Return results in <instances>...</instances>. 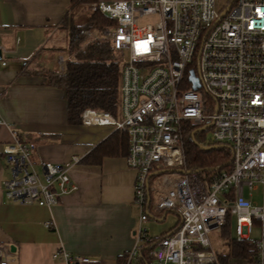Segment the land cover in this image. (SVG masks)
<instances>
[{
    "label": "built area",
    "instance_id": "built-area-1",
    "mask_svg": "<svg viewBox=\"0 0 264 264\" xmlns=\"http://www.w3.org/2000/svg\"><path fill=\"white\" fill-rule=\"evenodd\" d=\"M90 11L110 20L100 33L83 34L91 42H109L118 56L121 119L86 110L83 123L126 132L127 163L136 171L140 226L122 264H135L144 246L151 247L149 264H217L209 234L231 228V217L234 238L255 244L264 264V0H228L220 9L218 0H98ZM209 124L214 143L232 151L231 170L211 179L195 172L173 178L169 170H188V127ZM36 147L14 132L5 147V192L14 202L52 207L78 187L68 167L38 163ZM80 161L73 156V164ZM151 192L156 212L180 217L161 238L143 227L150 220ZM255 226L259 238L253 237ZM54 257L90 263L63 248ZM0 264H16L7 245L0 244Z\"/></svg>",
    "mask_w": 264,
    "mask_h": 264
},
{
    "label": "crops",
    "instance_id": "crops-1",
    "mask_svg": "<svg viewBox=\"0 0 264 264\" xmlns=\"http://www.w3.org/2000/svg\"><path fill=\"white\" fill-rule=\"evenodd\" d=\"M69 11L70 0H0V244L11 248L16 264H66L54 257L61 248L89 258L87 264H122L140 226L136 171L128 166L127 156L106 157L100 165L72 162L73 156L85 158L115 131L109 126L70 125L64 92L48 84L45 73L63 71L74 58L69 30L62 23ZM14 132L36 143L38 163L68 167L78 189L52 207L8 198L5 147L14 141ZM155 181L156 176L151 187ZM155 197L151 192L150 220L161 225L148 222L145 228L159 237L171 232L180 217L156 212ZM229 264L249 263L232 259Z\"/></svg>",
    "mask_w": 264,
    "mask_h": 264
},
{
    "label": "trees",
    "instance_id": "trees-1",
    "mask_svg": "<svg viewBox=\"0 0 264 264\" xmlns=\"http://www.w3.org/2000/svg\"><path fill=\"white\" fill-rule=\"evenodd\" d=\"M96 1L98 0H70V11L62 23L69 30V51L74 55V58L66 63L63 71L45 73L48 84L58 87L64 92L70 125L82 124V116L86 110L108 113L116 118L120 112L121 66L111 44L106 41H96L90 43L83 50L81 49V45L85 41L83 32L86 29L100 30L110 24L107 16L97 13L85 18L82 24L76 22V13L87 6L90 7ZM197 129L199 127H188L185 134L187 169L192 171L203 170L199 176L208 179L222 172H229L231 170L229 163L232 159L230 147L216 143H205L202 139L204 138V131L195 134L196 141L203 146L218 147L208 151L201 149L192 138L193 132ZM128 154L127 133L115 131L80 162L88 165H100L106 157L128 156ZM178 225L179 223L176 227ZM228 227L225 226L221 230L224 233H229L226 230ZM165 235L167 234L155 238H161ZM229 238L227 250L217 252V264H229L232 259L243 260L249 264H259L255 244L249 240ZM150 250V246H144L137 256L135 264H149ZM123 259L120 258V260Z\"/></svg>",
    "mask_w": 264,
    "mask_h": 264
},
{
    "label": "rangeland",
    "instance_id": "rangeland-1",
    "mask_svg": "<svg viewBox=\"0 0 264 264\" xmlns=\"http://www.w3.org/2000/svg\"><path fill=\"white\" fill-rule=\"evenodd\" d=\"M227 2H228V0H218V8L220 9V8L226 6L227 5ZM91 14H93V13L90 11V7L89 6H87V7L83 8V9L79 10L76 13V22L79 23V24H82L84 22L85 18H87ZM106 26H108V25H106ZM106 26H104V27H106ZM86 30H93L94 31V29H86ZM95 31H99V30H95ZM100 32L101 31H99V33ZM83 36L85 37V41L81 45V49L82 50L84 48H86L90 43H92L89 40V37H87L84 34H83ZM118 119L119 120L121 119V111L119 112ZM202 139L207 144L214 143V139H213V136H212L211 129L205 131L204 138H202ZM38 169L40 170V168H38ZM9 177H10V175H9ZM255 198L260 202V200H261L260 192H256ZM230 220H231V228H229L227 226L228 228L226 229L227 231H229V233L228 232L227 233H224L222 230H217L216 229V230H213L209 234V239H210V242H211V248L215 252H224V251H226L227 250L228 239H230L229 237L232 238L234 236V229H235V221H236V218L235 217H231ZM147 224L148 223H145L144 224V227H148ZM148 225L149 226L157 227V226L161 225V223H158L154 219H151L149 221V224ZM253 237H256V238H259L260 237V230H259V228L257 226H255V228H254Z\"/></svg>",
    "mask_w": 264,
    "mask_h": 264
},
{
    "label": "water",
    "instance_id": "water-1",
    "mask_svg": "<svg viewBox=\"0 0 264 264\" xmlns=\"http://www.w3.org/2000/svg\"><path fill=\"white\" fill-rule=\"evenodd\" d=\"M2 58V50H0V59ZM191 80L192 81H194V83H195V88H198V83H197V81L195 80V78H194V74H191ZM212 126V124H209V125H206V126H204V127H202V128H199V129H197L195 132H193V134H192V138H193V141L195 142V144L197 145V146H199L201 149H203V150H206V151H208V150H212V149H214V148H216V147H218V146H203V145H200L197 141H196V139H195V134L198 132H204V131H207L210 127ZM231 162H232V159H231V161H230V163L229 164H231ZM228 164V165H229ZM169 172L170 173H176V174H181V175H187V174H191V173H193V172H195V173H202L203 172V170H195V171H192V170H182V169H180V170H169Z\"/></svg>",
    "mask_w": 264,
    "mask_h": 264
}]
</instances>
